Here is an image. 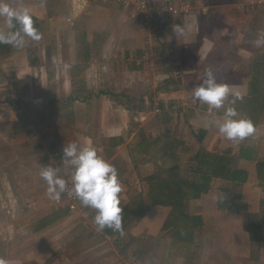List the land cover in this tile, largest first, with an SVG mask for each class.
I'll use <instances>...</instances> for the list:
<instances>
[{"label":"crops","instance_id":"obj_1","mask_svg":"<svg viewBox=\"0 0 264 264\" xmlns=\"http://www.w3.org/2000/svg\"><path fill=\"white\" fill-rule=\"evenodd\" d=\"M6 2L14 8H28L35 19L34 27L39 33L47 31L49 40L32 49L31 55L27 54L25 46L18 50L0 44V90L5 91L7 86L11 90L1 93L0 101L7 104L19 100L11 86L21 87L34 78L38 84H43L39 94L32 95L23 106L33 115V103L39 105L37 102L43 101L48 111L43 108L42 113L47 111L48 115L41 112L34 115L36 119L45 117L42 129H47L48 133L56 131L59 122L63 125L60 127L67 130L66 144L90 143L98 155L116 167L122 185L119 194L122 209L129 201V191L144 197L147 177L172 165H178L185 175L195 165V155L199 152L222 154L231 168L247 172V180L236 185L213 179L208 191L198 198L186 191L185 212L192 217L193 234L190 241L183 242L169 238L167 230L162 231L170 212V208L163 205L128 222L122 227V234L113 236L97 231L92 223L95 210L79 203L74 211H69L66 205L57 208L50 216L61 219L56 224L41 227L40 222L37 224V220L21 210L20 196L28 198L30 194L23 193V187L18 186L20 196L15 198L19 204H13V199L8 198L10 188L6 179L0 176V262L264 264V188L258 186L256 173V163L264 160V68L261 64L235 62L231 51L212 41L214 35L201 34L202 40L196 42L194 39L200 33L197 31L199 8L196 13L191 12V8L173 20V28L183 26L184 34L175 37L172 32L165 36L168 41L175 37L172 43L175 61L165 60L169 68L156 74L157 66L151 67L143 59L147 56L154 64V54L144 52L134 58L136 48H140L135 46V35L121 33L125 25L131 29L143 21L132 5L124 7L104 0ZM0 31H12L3 18H0ZM225 31L230 36L229 30L221 32ZM124 37L134 39L125 41ZM198 44L200 47L196 46ZM196 50L198 60L192 62L189 57L192 54L196 57ZM207 53L210 56L206 64L202 59ZM66 63L72 67L63 69ZM131 66L138 69L130 70ZM207 69L217 73V81L227 84L231 93H240L243 97L234 106L239 117L253 122L256 128L253 136L240 142L227 140L214 126V121L223 118L224 108L214 109L193 99V88L205 78ZM147 70L153 78L148 77ZM28 73L34 74V78ZM233 98L230 94L225 106ZM51 146L54 152L56 147ZM38 150L41 148H36ZM57 156L61 159L62 152ZM66 174L70 180V170ZM233 198L244 205L239 212L232 213L217 204ZM63 211L82 214L88 221L83 225L63 223ZM31 213L34 212L31 210ZM245 222L259 226L261 239L256 243V255L252 254ZM87 232L99 236V241L96 238L90 248L96 249L92 254L87 251V237L80 252L76 248L80 245H74ZM110 254L113 259H109Z\"/></svg>","mask_w":264,"mask_h":264},{"label":"rangeland","instance_id":"obj_2","mask_svg":"<svg viewBox=\"0 0 264 264\" xmlns=\"http://www.w3.org/2000/svg\"><path fill=\"white\" fill-rule=\"evenodd\" d=\"M104 1H108V4L114 3L109 0ZM189 1L191 3H189ZM205 1L207 0H147L148 3L155 7H162V3H165L166 5L174 4L176 6L184 5L187 3L189 4V11L191 10V8H193L191 12L194 13H196L199 8L198 19L200 22V27L199 29L197 28V31L200 30V33L197 35V38L194 39L196 42H200L202 40L200 37L201 34H205L206 37H210L209 35H214L212 41H214L221 47H225L227 50L231 51L233 60H235V62L246 63L247 61V64L257 63L261 64V67L263 69L264 65L262 64H264V47H255L253 41L259 38L260 33H264V0ZM155 3H160L161 5H155ZM202 12L204 13L203 15ZM128 14H131L130 10L128 11ZM208 15H210L211 18L207 17ZM173 20L174 19H172L171 15L165 12L163 16H158V18L154 19L149 25H145L143 21L141 23L137 22V26H134L131 29L127 28L130 26L125 25L122 29L123 31L121 32L125 33V35H135V46H140V48H136L137 52L135 53L136 55L133 56L134 58L135 56H138L139 54L144 52L154 54V57L156 58V60L154 61V67L157 66L156 74L158 72L164 71L165 68H169V64L165 66V60H168L170 62H172V60L175 61L174 49L172 48V43H175L173 42L175 37L172 39V41L166 40L165 37L166 35H169L173 32ZM126 28L128 30H126ZM224 29L230 31V36L226 31L225 33L221 32ZM40 34L42 35V38L39 41H32L26 38V44L24 48H26V50L28 48L27 54L31 55V52L33 51L32 49L37 48L36 46H40L41 43L49 40L46 37L47 31L44 33L40 32ZM159 36L163 37L160 38ZM190 38L193 40L192 37ZM124 39L126 41L127 39L133 40L134 38L124 37ZM196 46L200 47V44ZM147 53L145 55H147ZM197 56L198 55L196 50V57L192 54L190 55L189 60L195 62L196 60H198ZM209 56L210 54L207 53V55H205L202 59V62L205 63L207 61L206 58L208 59ZM224 57L229 58V56L227 55H224ZM137 69L138 68H132L130 70ZM146 74H148V77L150 79L153 78L152 74H150V71L147 70ZM214 74L217 73L214 72ZM28 75H30L31 77L34 76V74L32 75L29 73ZM105 77L108 76L105 75ZM36 81L37 79L34 78L32 82H27L21 87L11 86V88L13 87L14 89L13 91H16V95H18L17 99L19 100H13L12 103L7 104L0 101V161L2 162L0 166V176L3 180L6 179V185L8 188H10L8 198L13 199V204H19V201H17L15 198L17 196H20V192L18 190L19 187H23V193H26L28 195L30 194V197H24L25 199L21 198L20 196L21 210L25 215H31L32 219H35V221L37 220V224L40 222V226L42 227L46 224H56V222L60 220L61 217H52L50 216L52 215L51 213L57 211V208L64 205H66V207L68 208V203L63 202L58 204L56 200H51L48 198L46 193V182L39 175L40 169L46 166L57 168L60 170L59 175H61L66 180H68L66 173L70 169L64 165L62 158H56L58 157L57 155L62 152L61 150L63 148L61 149V146L64 147V145H67L65 143L67 130L64 129V127H60L63 125H61L59 122L56 123L59 126L56 131L54 130L48 133L47 129H42V125L45 123V117L40 116V118L36 119L34 115L35 113L38 115L40 114L39 112H45L43 108L47 110V108L43 106V101L37 102L39 105H36V102L33 103V115L28 113L26 105L23 106L24 103L26 104V101L31 99L32 95L35 96L39 94V92L44 87L43 84H38ZM0 91V95L1 93H6L7 91L9 92L11 91L10 86H7L5 90L6 92L2 89ZM47 111L46 113L42 114L44 116H47ZM33 117L34 119H32ZM34 120L35 122H33ZM39 130L44 132L37 134L38 132H40ZM51 145H54L56 147L54 152H52L51 150ZM38 147H40L41 150L36 151V148ZM46 158L47 161L45 162L43 159ZM5 163L10 164H8L7 166H3ZM34 180L35 182H32ZM25 200L28 201V204L25 202ZM77 203L81 205L79 200H77ZM243 206L244 205H242V208ZM31 210L34 212L33 214H29ZM62 213V217L65 218L63 223L70 224L74 222L83 225L84 222L88 221V219L82 214L67 213L64 211ZM96 235V233L93 234L90 232L83 234L82 240L79 242H75L74 244L80 245V247H76L78 248L77 252H80V250L84 249L83 247L86 244V242H84L85 237H87V241H89L87 242L88 253L92 254L94 251H96V249H90L91 246L95 245L93 243H95L94 241L96 240V238L99 241V236ZM252 246V254L256 255L257 244L256 246ZM74 248L75 247H73V249Z\"/></svg>","mask_w":264,"mask_h":264},{"label":"clouds","instance_id":"obj_3","mask_svg":"<svg viewBox=\"0 0 264 264\" xmlns=\"http://www.w3.org/2000/svg\"><path fill=\"white\" fill-rule=\"evenodd\" d=\"M0 18L12 29L8 32L0 31V44L19 49L25 46L26 38L32 41L42 38L26 7L14 8L6 0H0ZM173 33L175 37L183 35V26L175 25ZM253 44L257 48L264 47V33H260ZM71 67L67 63L63 65V69ZM230 94L234 98L225 106V99ZM192 96L194 100L211 108H224L223 118L214 121V126L227 140L240 142L255 134L256 128L251 119L239 117L234 106L243 97L240 93H231L227 84L219 83L211 69L205 71V78L193 88ZM62 161L70 169V186L69 181L59 175V169L51 166L40 169L39 175L46 182L48 198L59 200L65 193L70 197L74 196L81 206L95 210L92 223L97 231L110 228L122 234V208L119 199L122 185L116 167L98 155L96 148L90 143L79 145L77 142H70L64 145Z\"/></svg>","mask_w":264,"mask_h":264},{"label":"trees","instance_id":"obj_4","mask_svg":"<svg viewBox=\"0 0 264 264\" xmlns=\"http://www.w3.org/2000/svg\"><path fill=\"white\" fill-rule=\"evenodd\" d=\"M32 20L35 21L33 17ZM43 160L46 162L47 158ZM228 163L227 157H223L220 153L199 152L195 155V165L185 175L178 165H172L147 177L144 197L135 191L128 192L129 201L122 209V227L128 222L138 220L155 206L163 205L169 207L170 212L162 226V231L167 230L171 239L190 241L193 224L192 217L185 212L188 198L186 191H190L191 197L198 198L208 191L213 179L227 180L236 185L246 182L247 172L231 168ZM256 173L258 186L264 188V160L256 163ZM217 204L220 208L227 207L232 213L239 212L242 207L234 198L230 202L218 201ZM245 231L248 232L252 245L261 239L257 224L245 222ZM103 232L109 236L119 233L110 228H105ZM108 256L109 259H113V254Z\"/></svg>","mask_w":264,"mask_h":264},{"label":"built area","instance_id":"obj_5","mask_svg":"<svg viewBox=\"0 0 264 264\" xmlns=\"http://www.w3.org/2000/svg\"><path fill=\"white\" fill-rule=\"evenodd\" d=\"M117 4H121L124 7H128L130 5L134 6V10L136 13L140 14L145 24H151L152 21L157 16H163L166 13L170 14L172 19L178 18L180 15L186 13L189 11V4H184L180 6H176L174 4H163L162 7H155L148 3L145 0H109ZM144 61H146L147 64H149L151 67H154L153 61H150V59L147 56H143ZM69 186H70V180ZM58 204L60 203H68V209L74 210L77 207V199L73 196L70 197L66 193L61 195V198L59 200H56Z\"/></svg>","mask_w":264,"mask_h":264}]
</instances>
